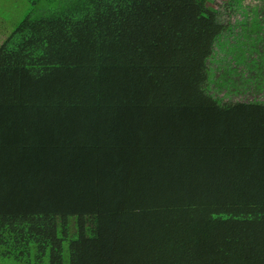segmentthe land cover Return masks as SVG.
Segmentation results:
<instances>
[{
	"label": "trees",
	"instance_id": "obj_1",
	"mask_svg": "<svg viewBox=\"0 0 264 264\" xmlns=\"http://www.w3.org/2000/svg\"><path fill=\"white\" fill-rule=\"evenodd\" d=\"M0 43V264H264V0H47Z\"/></svg>",
	"mask_w": 264,
	"mask_h": 264
},
{
	"label": "rangeland",
	"instance_id": "obj_2",
	"mask_svg": "<svg viewBox=\"0 0 264 264\" xmlns=\"http://www.w3.org/2000/svg\"><path fill=\"white\" fill-rule=\"evenodd\" d=\"M52 2L47 0H0V43L24 19L32 7L46 8L53 6Z\"/></svg>",
	"mask_w": 264,
	"mask_h": 264
}]
</instances>
